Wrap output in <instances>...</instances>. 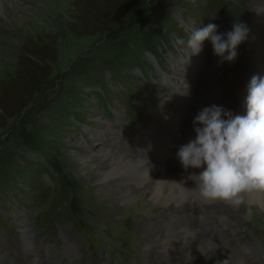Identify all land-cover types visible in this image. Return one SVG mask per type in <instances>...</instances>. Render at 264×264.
<instances>
[{
  "label": "rangeland",
  "instance_id": "rangeland-1",
  "mask_svg": "<svg viewBox=\"0 0 264 264\" xmlns=\"http://www.w3.org/2000/svg\"><path fill=\"white\" fill-rule=\"evenodd\" d=\"M218 1L236 18L245 21L249 30L242 44L249 48L247 52L251 56L245 59L243 69L235 73L227 70L226 62L219 63L207 40L200 54L190 59L187 40L194 30L215 23L218 34L227 32L218 8L206 17L192 10L196 0H145L131 18L102 34L86 38L75 36L68 29L75 0H17L14 5H5L12 12H20L23 18L11 21L0 13V82L10 83L15 79L23 45L34 38L55 41L58 61L34 101L0 129V164L10 163L15 167L39 162L49 173L48 187L42 192L31 190L30 199L6 198L16 208L2 213L0 264H19L16 257L22 262L36 257V253L22 250L25 233L30 230L36 236L37 247L46 250L48 257H54L60 264H144L146 253L138 250L142 245L138 227L153 224L146 220L151 215L150 209L137 213L133 207L135 200L108 199L117 184L103 187L104 176L97 169V160L107 149L116 154L130 150L127 154L136 156L138 150L142 152L147 144L160 139L152 137L155 133L152 131L165 132L172 127L164 119L169 120L167 114L163 113V119L158 116L161 110L188 119L187 125L192 128L191 119L200 108L199 101L204 102L203 107L216 105L211 65L219 66L217 77L222 79L219 106L237 114L239 105H235L233 96L238 97L237 93L249 84L247 78L264 63V0ZM146 35L161 46L163 42L182 38L184 44H177V49L162 55L167 58L169 68L146 74V89L151 93L137 91L138 95L131 101L134 106L131 111L137 112L140 118L129 123L125 103L119 97L121 92L111 84V75L116 70L121 75L143 77L144 64H157L156 55L142 42ZM101 83L113 95H118L117 101L110 100L115 118H107L93 106L95 96L101 92ZM164 136L176 144L173 131L165 133L162 140ZM134 138L139 140L133 141ZM157 162L155 159L161 168L170 164L164 158ZM18 185L23 187L21 181ZM136 189L131 187L138 201ZM181 205L190 204L185 201ZM159 207L160 213L166 208ZM215 211L223 235L221 238L215 233L206 236L215 243L227 242V254L238 253L247 263L264 264V211L260 206H253L249 220L223 202L219 209L206 214L213 219L210 214ZM181 214L176 211L174 218L183 224L192 220L191 225L194 224V216L181 219ZM158 222L155 224L160 230L172 234L163 220ZM184 234L187 233L179 237L184 238L185 245L196 243L195 238L185 241ZM256 246L262 250L260 254ZM190 250L188 247V257L179 252L186 263L193 259ZM150 252L155 264H167L164 253L154 248V244L150 245ZM203 256L209 263L213 260L215 264H237L230 257L213 258L207 253Z\"/></svg>",
  "mask_w": 264,
  "mask_h": 264
},
{
  "label": "bare ground",
  "instance_id": "bare-ground-1",
  "mask_svg": "<svg viewBox=\"0 0 264 264\" xmlns=\"http://www.w3.org/2000/svg\"><path fill=\"white\" fill-rule=\"evenodd\" d=\"M16 2L17 0H0V13H3L5 17L11 21H20L23 18L20 12H12L5 8L6 4L14 5ZM210 68V74L215 76V81H213L216 95L215 101L216 105L219 106L218 97L222 91V87L220 86L222 84V79L217 77L219 66L211 65ZM253 75H260L261 77H264L263 62L260 63L258 70L253 73L250 78H247V80L251 79ZM247 85L248 83L243 86L241 92L237 93L238 97L233 96L232 98L235 105H239L237 114L240 115H246L247 113L245 104ZM199 103L200 108L196 110V114L200 109L204 108V102L201 103L199 101ZM164 111L161 110L159 112L161 115L158 116L163 119V113L167 114L169 120L166 118L164 119L167 121V124L170 123L172 127L169 131L165 129V132H157L156 130H153L152 132L155 131V133L152 134V137L160 139L156 141L153 140V142L147 144V149L153 150V148L157 146L158 148L154 149L156 155L163 156L164 159L170 160L168 167L161 168L159 165H156L155 161L154 165H149L146 163V158L138 159L136 156H132L131 154L128 155L127 153L130 150H125L124 153L116 154L114 150L111 151L110 149H107L103 151L97 160V169L100 171V175L103 173L104 176L102 180L103 187L106 185H113L115 183L117 184L116 188L114 186L111 190L110 195H106L108 199L116 201L121 198V200L124 202L127 198L135 200L133 207L137 213L144 212L147 207L150 209L149 213H151V215L146 218V220H151L150 222H153V224L149 225L148 223H145L138 227V233L141 237L140 239L142 243L138 250L141 253H146L144 257V264H155L150 252V245L152 244H154V248H157L160 252L164 253V257L163 254L162 257L167 264H211L203 256L206 253L211 255L213 258L230 257L233 258V261H235L237 264H250L247 263L245 259L238 253L230 255L229 252V254H227V250L229 249L227 242L220 240V244L215 243L213 242L212 238L207 237L206 235H199L196 229L193 228V225L195 224L196 220H204L207 211L219 209L221 202L227 204V206L233 207L241 215H243V217L245 216L244 218L249 220L254 205L260 206V208L264 211V190L241 191L236 195V197H234V200L239 201L238 203H234L231 200H208L201 197L198 191L195 190V183L190 181L188 178V175L197 169L185 170L180 164L179 160L176 158V153L179 146L181 144L187 143L189 139L195 137V132L193 129L194 117L192 116L193 118L191 119V128L189 124L187 125L188 119L181 117L179 114L177 117L175 115H171V111ZM170 131H173L176 135L175 145L174 143H171V141L167 140V136H164L165 140H162L163 135ZM169 144L172 145L171 148L168 147ZM119 181H122V183H119ZM132 186L138 187V189H136V192L139 194L138 201H136L137 194L131 190ZM150 201H152L151 203L155 205H152L151 203V205H149L148 202ZM185 201H188L190 205L182 206L181 203ZM158 205H163L166 207L163 209V212H159L162 208H160ZM176 211L182 212L181 219H184L186 215L194 216V224L189 226L187 223L183 224V221H177L174 218ZM158 220H163V222H165V224L168 226V229L172 233L171 235L168 232L167 234L164 233L158 228V226H156L158 224L155 223H159ZM183 232H186L190 239L195 238L196 243L192 245H185L183 242L184 240L183 238L181 239L182 236L180 235L181 233L183 234ZM215 235L217 238H221L223 234L215 233ZM188 247L191 248L189 255L191 258H193L191 261L189 260L191 263H186L184 259H182L183 256L180 257L179 255V252H181L180 254L185 253L187 256ZM183 248L184 250H182ZM22 250L28 253H36V257L31 260H26L24 258L27 262H29V264H60L54 257H48L46 250L39 249L37 247L36 236L32 230L26 231ZM256 250H258V254L262 252V250H259L258 246H256ZM242 252L244 251L242 250ZM201 253L204 254L202 255ZM18 259L20 258H15L16 262L19 264H27V262H22ZM196 259H198V262Z\"/></svg>",
  "mask_w": 264,
  "mask_h": 264
},
{
  "label": "trees",
  "instance_id": "trees-1",
  "mask_svg": "<svg viewBox=\"0 0 264 264\" xmlns=\"http://www.w3.org/2000/svg\"><path fill=\"white\" fill-rule=\"evenodd\" d=\"M145 0H75L73 3V20L68 22L69 31L75 36L86 38L94 37L110 30L113 26L131 18L137 8ZM192 10L202 15H208L211 10L218 8L220 20L226 24L227 31L232 30L236 22L243 23L235 17L233 12L218 0H196ZM197 6V7H195ZM195 8V9H194ZM208 17V16H206ZM178 33H182L178 30ZM179 38H181L179 36ZM143 39L144 46L156 55L157 64H144L142 66L143 77L121 75L114 71L111 75V84L121 92L119 95L125 103L129 123H135L140 116L132 112L134 107L131 101L138 95L137 91L150 92L147 90L146 74L159 73L164 68H169L166 57L163 54L177 49V41L172 43L156 44V39L146 35ZM182 40H184L182 38ZM249 48L241 44L238 48V58L234 63H227V70L232 73L243 69L245 59L250 57ZM247 60V59H246ZM58 61V45L55 41L43 38H34L26 41L22 48V54L17 62L16 77L10 83L0 82V129L8 125V120L15 118L26 109L35 99L38 92L52 76V67ZM101 92L95 96L94 107L101 110L107 118H115L111 101H117L118 95H113L107 86L100 84ZM151 93V92H150ZM112 97L114 100H112ZM90 103L88 106H91ZM96 111V110H94ZM93 112V111H92ZM138 118V119H137ZM119 121V120H118ZM120 122V121H119ZM116 123L117 120H116ZM47 169L41 163L29 162L24 166L0 164V222L2 213H10L11 207L16 208L6 198L30 199V191H41L48 187L46 178ZM23 184L19 186L18 183ZM46 191V190H45Z\"/></svg>",
  "mask_w": 264,
  "mask_h": 264
},
{
  "label": "clouds",
  "instance_id": "clouds-1",
  "mask_svg": "<svg viewBox=\"0 0 264 264\" xmlns=\"http://www.w3.org/2000/svg\"><path fill=\"white\" fill-rule=\"evenodd\" d=\"M248 32L246 25L236 22L232 30L218 34V26L208 23L190 34V59L200 54L207 40L220 64L234 63ZM245 104L246 115L217 105L200 109L193 119L195 137L178 148L176 158L185 170L201 169L191 177L203 198L238 203L234 197L239 192L264 190V77H251Z\"/></svg>",
  "mask_w": 264,
  "mask_h": 264
}]
</instances>
